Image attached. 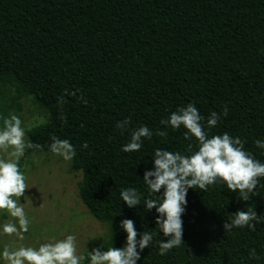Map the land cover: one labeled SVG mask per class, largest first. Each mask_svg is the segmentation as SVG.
<instances>
[{"label":"trees","instance_id":"1","mask_svg":"<svg viewBox=\"0 0 264 264\" xmlns=\"http://www.w3.org/2000/svg\"><path fill=\"white\" fill-rule=\"evenodd\" d=\"M1 85L15 86L46 113V122L26 129L38 147L25 154L47 150L53 136L75 146L70 169L82 175L78 196L114 246L124 240V218L155 233L138 264H264V221L222 227L237 208L264 218V187L243 202L223 184L189 189L184 241L163 255L155 210L119 200V189L132 186L143 203L154 149L187 153L192 143L183 128H169L141 151L123 153L129 131L162 129L160 120L189 102L205 118L227 107L210 135L239 136L264 160L253 143L264 140V0H0ZM125 117L129 131L122 134L115 124Z\"/></svg>","mask_w":264,"mask_h":264},{"label":"clouds","instance_id":"2","mask_svg":"<svg viewBox=\"0 0 264 264\" xmlns=\"http://www.w3.org/2000/svg\"><path fill=\"white\" fill-rule=\"evenodd\" d=\"M227 116V107L221 113L211 112L207 118L191 102L178 106L167 118H162V129H150L141 124L129 131L130 118L117 121L115 127L121 133L129 131V139L122 144L123 153H136L144 147L145 141H151L153 135L166 136L167 129H184L182 135L192 143L189 151H169L164 148L153 150L151 167L143 172V195L136 187L119 189V200L128 208L143 205L147 212L155 210L154 224L164 239L159 240L158 252L163 255L168 250L182 245L183 219L188 201L189 189L207 191L209 187L223 184L229 192H235L239 201H248L257 195L260 181L264 179V160L245 150V141L228 132L212 134L221 117ZM26 129L19 115L10 112L0 115V215L6 214L14 222H0V235L15 237L23 241L28 233L31 219L23 207L21 197L27 188V177L21 171L20 161L26 149L38 147L26 141ZM48 150L64 161L76 156V148L68 139L53 136ZM254 145L264 154V140L256 139ZM82 147H87L83 144ZM194 148V150H193ZM155 197V198H152ZM230 213L223 222V230L230 232L236 228L255 227V223L264 221L254 209ZM113 228V227H112ZM118 230L125 234L121 246H114L110 234L105 240L112 239L111 245H99L89 250L87 256L77 248V237L66 234L63 238L52 237L36 246L15 243L0 247V264H138L141 253L153 245L154 232L140 231L132 219L124 218L118 223Z\"/></svg>","mask_w":264,"mask_h":264},{"label":"rangeland","instance_id":"3","mask_svg":"<svg viewBox=\"0 0 264 264\" xmlns=\"http://www.w3.org/2000/svg\"><path fill=\"white\" fill-rule=\"evenodd\" d=\"M0 115L14 112L20 116L25 129L47 121L46 113L36 106L29 95L22 94L15 86H0ZM5 110V113L4 111ZM28 141V136L25 137ZM21 171L27 177L23 207L31 219L28 233L23 241L0 235V247L15 243L36 246L52 237L63 238L66 234L77 237L78 251L84 254L95 243L105 244L107 226L99 222L78 196L80 171L70 169V161L54 156L48 149L31 150L22 157ZM0 222H14L6 214Z\"/></svg>","mask_w":264,"mask_h":264}]
</instances>
